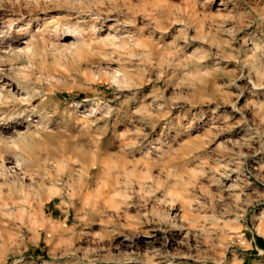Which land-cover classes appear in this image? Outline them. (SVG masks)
I'll return each instance as SVG.
<instances>
[{"label": "rangeland", "instance_id": "374dc122", "mask_svg": "<svg viewBox=\"0 0 264 264\" xmlns=\"http://www.w3.org/2000/svg\"><path fill=\"white\" fill-rule=\"evenodd\" d=\"M0 35V264H264V0H0Z\"/></svg>", "mask_w": 264, "mask_h": 264}, {"label": "bare ground", "instance_id": "6f19581e", "mask_svg": "<svg viewBox=\"0 0 264 264\" xmlns=\"http://www.w3.org/2000/svg\"><path fill=\"white\" fill-rule=\"evenodd\" d=\"M3 37H4V36L0 35V38H3ZM4 38H5V37H4ZM27 50H28V49H27ZM28 51H30V50H28ZM28 53H29V52H28ZM2 96H3V95L0 94V98H1V99H2ZM8 97H9V96H8ZM22 98H23V97H22ZM26 99H27V96H26ZM26 99H25V100H26ZM22 100H23V99H22ZM27 101H28V100H27ZM6 173H7V172H6Z\"/></svg>", "mask_w": 264, "mask_h": 264}]
</instances>
